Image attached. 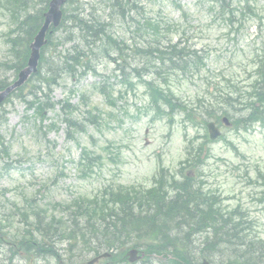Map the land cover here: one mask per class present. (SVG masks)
<instances>
[{
  "label": "rangeland",
  "instance_id": "1",
  "mask_svg": "<svg viewBox=\"0 0 264 264\" xmlns=\"http://www.w3.org/2000/svg\"><path fill=\"white\" fill-rule=\"evenodd\" d=\"M84 1L96 8L99 5L97 0V3L95 0ZM247 1L251 12L244 9V18L230 25L226 21L227 13H220L214 0H143L144 16L160 24V33L166 40H179L181 45L205 58V69L194 81L179 79L171 83L180 99L194 101L201 94V79L204 81L206 77L214 85L221 86L227 75L239 76V67L250 59L254 49L264 48V0ZM106 13H101V18H106ZM11 25L7 13L0 9L1 64L8 58L4 39ZM126 29L127 26L121 27L113 21L114 37L122 38L129 45L140 43L141 38ZM59 35L64 38L65 32L58 31L54 37ZM90 43L94 53L88 56L90 72L76 82L62 79L52 94V103L68 100L79 109L73 119L79 124L84 122V130L77 132L73 139L66 137L65 125L59 121L60 105L45 110L43 121L15 97L0 108V115L6 113V121L0 123V136L8 147V156L0 149V219L2 223L4 219V223H8L4 231H0V264H57L45 255L26 258L23 251L15 247L16 243L10 240L13 232L9 228L17 225L21 214L12 206L23 208V200H35L32 206L36 209L58 216L60 211L53 209L54 206L70 203L80 196L93 197L105 187H147L159 164L174 173L183 159L185 144L181 117L176 116L173 125L165 118L152 120L154 115L148 107L146 89L140 84L130 91L125 82L120 83L118 73L122 71L117 69L116 78L114 63L95 54L98 42ZM82 48L89 49L85 44ZM126 52L130 53V50ZM50 53L48 50L46 55ZM130 64L134 66L136 62L130 58ZM127 74L128 71L125 77ZM14 76L0 66L1 79L12 82ZM32 84L40 83L32 80L23 92L28 93ZM33 91L40 95L36 89ZM212 92L213 89L209 91ZM88 108L93 118L85 121ZM51 124L57 127L50 129ZM193 132L188 131L190 136ZM221 132L225 140L209 146V157L200 170L202 179L221 198L222 204L228 208L239 206L248 219L255 222L254 236L264 242V214L255 208L253 199L258 188L252 185L257 171H264V130L257 126L248 132L224 128ZM82 149L101 157L100 164L92 168V172L83 173L78 165ZM191 241V249L200 248L205 238L197 234L191 236ZM61 245L57 244L59 249H56L62 257L61 264H66L74 250L66 251L58 247ZM75 251L82 259H75L71 264L93 257V254L85 256L81 251ZM226 255L224 258L223 254L221 258L215 256L213 264H233ZM261 262L253 264H264V259ZM97 264H104V260ZM127 264H164V261L149 258L134 263L127 261Z\"/></svg>",
  "mask_w": 264,
  "mask_h": 264
},
{
  "label": "trees",
  "instance_id": "2",
  "mask_svg": "<svg viewBox=\"0 0 264 264\" xmlns=\"http://www.w3.org/2000/svg\"><path fill=\"white\" fill-rule=\"evenodd\" d=\"M26 1L5 0L18 13L19 11L28 13L29 5ZM40 1L46 4L48 0ZM103 1L111 12H115L116 19H125V8L130 9L129 0ZM221 2V8L233 15L236 9L232 7V2L225 0H221ZM74 4L70 1L67 5L61 25V29L69 31L68 37L56 44L49 42L40 60V69L36 75V80L40 84L36 87L37 92L43 94L46 100L36 96V93H32L34 98L30 102V106L36 108V113L39 116H43L45 110L53 108L49 102V96L53 87L57 86L63 77L68 76L74 79L87 72L90 65L88 56L93 54L90 42H103L105 45H109V48H101L102 52L107 55V50H110L118 54L121 62H126L122 57L119 44L107 34V24L100 19L99 13H81V9L74 7ZM40 9L42 8L33 11V14L25 15L21 20L17 18V25L7 39L12 56L10 62L13 63L11 65L5 63V65L15 74L25 66L28 44L40 28L42 22V10ZM143 26L154 34L157 30V25L149 20H146ZM74 32L75 36L72 37ZM72 41L74 43L68 49L56 52L54 55H45L49 47L55 52L59 44ZM84 43H90L87 45L88 50L82 48ZM95 48L98 52L101 51L100 48L96 46ZM143 53L146 59L145 70L152 77L145 84L148 86L154 105L159 107L158 103L161 102L168 113L180 108L188 122L199 126L200 124L192 120L194 109L188 105H178L173 94L157 82L167 84L170 75L177 71L202 65V57L196 56L194 52H190L185 47H179L178 43L154 47ZM135 77L140 78L139 75H135ZM262 84H264L263 80ZM7 86L6 79H0V90ZM22 96L20 94V97ZM252 96L256 101L260 100L259 104L264 106V86L259 90L254 85ZM237 98H241L239 93ZM222 100L224 102L231 101V94H225ZM254 104L255 102L246 101V105L250 106L252 111L257 112L258 109L254 107ZM65 106L68 110L64 121L71 130L79 129L80 126L71 118L75 108L68 104L63 105V108ZM204 143L195 146L192 141L190 142V148L187 151V164L193 167L201 162ZM82 157L87 160L88 164H93L95 161L86 152H83ZM165 186L166 181L161 180L143 190L135 188H118L116 190L110 187L99 198L95 197L91 200L80 198L64 207L69 216L68 222L53 215H45L44 212L23 213L24 217L21 223L26 228L20 234L17 246L28 254L31 253L33 246H36L34 248L36 252L48 251L47 248L51 241L55 244L57 241L65 240L70 245L79 247L87 253L92 252L95 256L104 251L118 252L123 249L137 248L143 249L147 255L164 257L166 254H171L176 259L174 264H178L179 261L184 263L189 260L185 246L188 238L195 233L207 234L209 231L213 239L206 240L205 248L208 243L213 246L210 249L211 256L215 257L216 254L225 256L230 253L229 256L226 255V258L234 259V264H239L241 259L245 260V264H253L255 261L262 263L260 261L262 255H259L261 257L257 260L254 251L245 249V247L243 249L245 242L240 235L238 221L233 217L235 211L226 214L207 197L203 199L204 202L198 203L195 197L196 190L193 189L194 184L188 178L179 183L171 181L169 186L174 189V194L170 197L164 189ZM19 212L22 211L19 210ZM4 222L5 219L3 223L0 221V229L8 224ZM171 234H174L175 237H172ZM219 245L224 249L221 247L219 249ZM45 247H47L46 250H43ZM180 250L185 251L181 253ZM123 255V252L116 256L112 255L111 262L123 260Z\"/></svg>",
  "mask_w": 264,
  "mask_h": 264
},
{
  "label": "water",
  "instance_id": "3",
  "mask_svg": "<svg viewBox=\"0 0 264 264\" xmlns=\"http://www.w3.org/2000/svg\"><path fill=\"white\" fill-rule=\"evenodd\" d=\"M63 2V0H53L50 4V10L48 13L44 15L45 21L40 29L39 33L34 38L33 43L30 45V58L28 60V66L26 69L21 71L18 76V80L9 88H7L5 91L0 93V103L4 100V98L15 88L21 86L29 77L31 73L36 72L37 62L39 59V49L42 45L45 44V32L48 29V26L50 23H53L54 26H57L60 18L61 13L59 12V5ZM212 137L214 138L217 134L215 131L211 129ZM135 252H132L131 255L135 256Z\"/></svg>",
  "mask_w": 264,
  "mask_h": 264
},
{
  "label": "bare ground",
  "instance_id": "4",
  "mask_svg": "<svg viewBox=\"0 0 264 264\" xmlns=\"http://www.w3.org/2000/svg\"><path fill=\"white\" fill-rule=\"evenodd\" d=\"M211 249V247H207V255L211 258V261L213 262V259L215 258V257H213V256H211L210 254H212V253H210V250ZM195 255H197L196 253H194ZM224 255V254H223ZM198 257H200V258H203V259H207L205 256H199V255H197ZM215 256H218L219 258H221V255H219V254H216ZM229 256V255H228ZM223 258H224V256H223ZM208 260V259H207ZM182 263V262H181Z\"/></svg>",
  "mask_w": 264,
  "mask_h": 264
}]
</instances>
